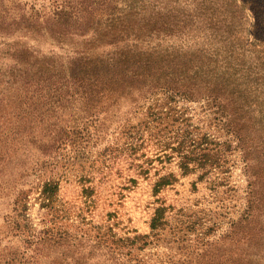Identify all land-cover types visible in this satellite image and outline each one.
Wrapping results in <instances>:
<instances>
[{
	"label": "rangeland",
	"instance_id": "rangeland-1",
	"mask_svg": "<svg viewBox=\"0 0 264 264\" xmlns=\"http://www.w3.org/2000/svg\"><path fill=\"white\" fill-rule=\"evenodd\" d=\"M52 3L0 0V74L11 64L2 54L5 42L15 39L26 40L43 56L63 61L75 57L71 48L50 37L11 34L17 27L12 20L49 9ZM8 26L12 31L4 36L2 27ZM3 82L2 76L0 134L19 124L17 115L25 112L31 120L45 118L40 126L44 134L56 116L61 118L70 137L53 149L47 148L46 138L43 143L25 142L0 157V264L25 247L24 237L11 227L14 196L20 190L28 196L31 226L38 232L48 224L67 237L66 244L43 248L38 264H73L70 235L96 243L93 226L110 228L118 238L148 235L146 245L140 241L137 247L142 248L132 249L143 264H264V170H247L246 157L206 98L162 92L137 105L99 97L104 102L95 104L70 93V108L41 101L30 108L25 93L15 86L7 89ZM204 141L209 162L197 149V161L190 170L183 169L173 148ZM47 181L58 185L55 211L43 205L41 190ZM160 206L167 207L168 224L154 232L151 223ZM94 254V263L105 262L102 253Z\"/></svg>",
	"mask_w": 264,
	"mask_h": 264
},
{
	"label": "trees",
	"instance_id": "trees-1",
	"mask_svg": "<svg viewBox=\"0 0 264 264\" xmlns=\"http://www.w3.org/2000/svg\"><path fill=\"white\" fill-rule=\"evenodd\" d=\"M52 1L49 9L12 20L17 27L11 34L50 37L71 48L75 57L63 61L43 56L26 40L17 39L5 42L2 52L11 64L0 74L5 77L1 85L25 93L28 107L41 101L67 109L70 93L82 94L86 102L95 104L104 102L99 97L112 104L119 99L137 105L162 92L206 98L246 157L247 170H264V0ZM9 27H2L4 36L12 31ZM178 39L183 40L181 44ZM24 114L17 115L19 124L0 134L2 159L25 142L43 143L46 138L47 148L53 149L69 139L70 129L61 126V118L56 116L44 134L40 126L45 118L31 120ZM40 132L45 136L37 138ZM205 143L185 148L180 142L173 148L180 154L183 169L190 170L197 161V149L202 151L201 159L209 162ZM57 192L58 185L52 181L41 190L43 205L51 211ZM27 200L21 190L14 196L16 215L11 217V227L24 237L25 247L6 264H38L43 248L61 245L67 238L48 224L37 232L28 222ZM166 212L165 206L156 209L151 223L154 232L168 224ZM92 228L99 240L93 244L79 234L70 235L73 264H96L92 261L95 250L105 256L103 264H143L132 249L140 241L146 245L148 235L118 238L110 228Z\"/></svg>",
	"mask_w": 264,
	"mask_h": 264
}]
</instances>
